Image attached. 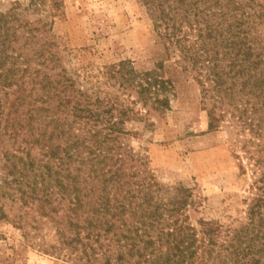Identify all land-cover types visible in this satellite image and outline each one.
I'll list each match as a JSON object with an SVG mask.
<instances>
[{"label": "rangeland", "instance_id": "obj_1", "mask_svg": "<svg viewBox=\"0 0 264 264\" xmlns=\"http://www.w3.org/2000/svg\"><path fill=\"white\" fill-rule=\"evenodd\" d=\"M164 1L0 0V13L34 27L27 53L43 63L19 108L35 118L11 112L0 130V264H136L131 244L142 236H125L157 235L146 227L156 197L150 216L165 231L182 221L197 240L202 222L219 226V244L225 228L246 222L264 139L227 114L208 128L195 74L165 53ZM148 72L172 90L141 92ZM5 91L9 103L16 95ZM166 98L168 108L156 102ZM182 191L189 205L172 213Z\"/></svg>", "mask_w": 264, "mask_h": 264}, {"label": "trees", "instance_id": "obj_2", "mask_svg": "<svg viewBox=\"0 0 264 264\" xmlns=\"http://www.w3.org/2000/svg\"><path fill=\"white\" fill-rule=\"evenodd\" d=\"M34 5L35 0H29V7ZM158 7L157 26L162 29L165 53L177 55L182 69L195 74L208 128L217 129L227 114L243 130L264 139V0H165ZM32 28L22 23L12 9L0 13V130L14 119L9 118L11 112L17 118L19 112L28 113L30 120L35 118L32 110L19 111L27 97L23 95L27 82L39 75L43 64L39 66L38 53H27L26 46L35 38ZM152 75L144 73L146 88L141 92L150 93L165 85L168 91L172 90L170 82L164 85ZM41 80L40 83L44 82V77ZM9 89L16 96L7 103L9 96L5 90ZM44 89L43 86L41 90ZM156 102L169 107L167 98ZM257 146L258 152L264 154V140ZM18 160L32 169L26 159ZM252 166V173L259 176L252 184L255 193L247 207L246 222L225 228L226 239L220 244L216 237L222 231L214 222L201 223L199 240L195 230L182 221L169 220L170 227L165 231V221L150 216L160 209L157 197L153 201L148 199L151 202L147 206L155 209L148 216L150 223L146 227L150 228L148 232L158 228L157 235L148 233V237L135 228L133 238L125 236L129 240L142 236L138 245L131 244L137 251L136 264H264V156L253 159ZM49 168L46 166V171L36 175L37 179L43 182L49 178ZM36 186L37 180L33 192ZM187 198L184 191L180 192L170 203V211L178 213L187 207Z\"/></svg>", "mask_w": 264, "mask_h": 264}]
</instances>
